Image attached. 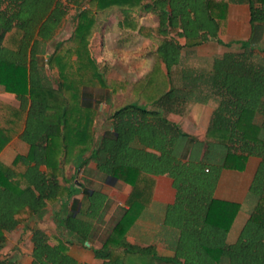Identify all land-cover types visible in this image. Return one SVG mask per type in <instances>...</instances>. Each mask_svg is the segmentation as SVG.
Returning <instances> with one entry per match:
<instances>
[{"label":"trees","instance_id":"16d2710c","mask_svg":"<svg viewBox=\"0 0 264 264\" xmlns=\"http://www.w3.org/2000/svg\"><path fill=\"white\" fill-rule=\"evenodd\" d=\"M231 3L250 6L251 39L241 42L242 51L218 56L211 71L182 69L175 81L173 69L184 50L223 44ZM116 12L122 15L119 28L129 35L154 38L155 28L142 27L141 20L152 16L157 22L155 62L135 83L112 76V61L122 60L124 51L112 49L108 65L94 52L95 34ZM73 13L70 39L51 51ZM263 27L264 0H0V86L19 102H0V152L16 136L29 145L10 165L0 161V252L20 224L73 197L66 167L91 161L131 187L122 218L93 249L102 264H264V214L229 243L241 204L215 197L222 172L243 171L250 157L260 159L250 194L264 195V51L256 48ZM129 87L132 100L113 110L111 128L96 143L98 112L86 103V89L116 94ZM209 101L215 107L204 141L169 119ZM157 176L171 178L176 190L164 218L174 231L173 258L128 241L152 204ZM106 199L88 193L54 237L35 229L30 264H89L70 254L72 241L61 233L87 243ZM0 264L24 263L6 258Z\"/></svg>","mask_w":264,"mask_h":264},{"label":"crops","instance_id":"0c3cea01","mask_svg":"<svg viewBox=\"0 0 264 264\" xmlns=\"http://www.w3.org/2000/svg\"><path fill=\"white\" fill-rule=\"evenodd\" d=\"M105 24H107V22ZM73 31L74 28L71 35ZM59 33L56 38L59 36ZM95 35H100L101 37L102 31L97 32ZM252 35L253 26L251 22L250 6L248 4L231 3L229 6L227 27L225 31L220 34V39L223 44L212 41L193 49L184 50L181 55V64L173 69L174 80L178 81L182 69H195L200 72L211 71L214 60L218 56L227 52L242 51L241 42L249 41ZM259 36L260 41L256 48L264 51V27L259 31ZM70 37L68 39H70ZM129 38H131V35L126 33L125 40H122L120 45L112 47L121 49L126 54L119 62L121 66L124 68L126 67L128 70L134 62L138 63L140 61L142 67L144 66L143 68H145L146 64L147 66L153 64L156 59L155 57H152L153 62H151L150 58L148 59L147 57L138 60L131 56V54H133L132 52H134L135 44L129 41ZM50 50L53 51L52 49ZM189 55H196V59L198 58L199 60H189ZM106 62L105 65H108V62ZM115 65L112 64L110 66L112 69L111 72L115 70ZM136 68L140 69L138 65ZM123 74L121 76H124V78L120 79L122 81L135 83L140 80L139 77H131L128 73L127 75ZM131 94V87H129L126 92L123 91L116 94L112 92L111 88L105 90L94 88L86 89V103L97 109L98 112L94 125L96 143H98L101 136L111 128L109 118L113 110L127 103L124 102L118 105L117 103H119L121 97H124V101L126 97L130 98ZM101 95H104V97H102L105 102L104 106L103 103H100L102 101L100 100ZM115 97H120V100L117 102L114 100ZM0 102L16 107L19 106V102L15 96L6 92L2 86H0ZM106 106L109 108L106 109ZM214 107L215 105L212 101L205 104H192L188 107L184 115L170 114L169 119L191 137L199 141H204L206 132L211 123ZM28 151L29 145L21 136H16L0 152V161L6 165H10L18 155H26ZM89 157L90 153L84 155L78 165L80 166V163L88 160ZM259 164V158L250 157L243 171L224 170L221 174L220 181L215 191V197L220 200L241 204V210L228 237L229 243H234L238 239L243 226L250 219H259L264 214V195L261 198L254 199L250 207L245 208L244 206L246 198L251 195L250 187ZM65 176L68 180L67 184H73V197L64 199L60 203L48 207L44 213L28 222L20 224L14 231L9 233L7 235L6 247L0 252V259H18L24 264H30L32 262V253L34 249L32 241L34 230L41 229L50 237H54V235L57 234V230L63 227L65 216H67L68 213L77 211L78 203H81L88 193L99 192L107 199L99 219L95 222L89 241L83 244L79 242L74 235H70L68 231L65 230L61 234L67 241H72L70 254L76 260L81 263L102 264L100 260L96 259L93 249L102 247L114 226L122 218L127 209L126 201L131 192V187L101 173L97 170L96 164L91 161L79 169H77L73 163L69 164L66 167ZM66 179L63 180L64 183ZM175 200L176 190L173 185V180L167 176H157L152 204L140 215L136 223L130 229L128 241L140 247L151 246L159 256L173 258L176 254L172 244L175 240V237L172 236L174 231L164 224V218L166 208L173 205ZM112 221H115V224L110 227L109 225L112 224ZM52 243L55 244L56 240L53 239Z\"/></svg>","mask_w":264,"mask_h":264},{"label":"rangeland","instance_id":"374dc122","mask_svg":"<svg viewBox=\"0 0 264 264\" xmlns=\"http://www.w3.org/2000/svg\"><path fill=\"white\" fill-rule=\"evenodd\" d=\"M73 15L74 13L67 19V21L65 22V26L63 28V30L59 33V36L57 38L54 39L53 42H51L50 44V49L53 50L54 45L57 42H68V38L71 35V32L74 28V20H73ZM122 19V15L120 12H116L113 15H111V17H109L107 24L103 23V26L101 27L102 29V37L96 36L94 42H93V47H94V52L98 58V60L100 61H106V59H110L111 57V53L110 51L112 49H116V48H112L115 46L120 45V43H122V40H125L126 38V32H124L122 29L119 28L118 23L119 20ZM141 25L142 27H150V28H155V32L156 35L154 38H146L143 36H140L138 34H132L131 38H129V41H131L133 44H135L134 46V52H132L133 54H131L132 57L137 58L138 60L140 58H145L147 57L148 59L150 58V61L153 62V58L152 57H156L155 56V50L157 48V45L159 44V41L161 39H159L160 37H158L157 35V22L155 20L154 17L152 16H144L143 19L141 20ZM109 50V51H108ZM194 59L193 61H198L199 59H196V55H189V60ZM196 59V60H195ZM113 65H115L114 67V71L112 72V76L113 77H117L118 79H123L124 76L122 77L121 75L124 73L131 77H139L141 78L142 76H144L148 70L152 67L153 64L147 66H145V68L142 67L141 62L139 61L134 62L131 64V67L127 70V68L121 66V64L119 63L120 60H115L112 61ZM138 65V68H136V66ZM128 71V72H127ZM127 72V73H126ZM122 73V74H121ZM123 74V75H124ZM104 94V93H103ZM127 96V95H126ZM132 96V94H131ZM104 95H101V99L102 100L100 103H103V106L105 105L104 102ZM124 98V97H123ZM123 98L121 97H115L114 100H116L117 102L119 101V103H117L118 105L123 104L124 102H129L132 100V97L128 98L126 97V100L123 101ZM128 98V99H127ZM108 100V99H107ZM109 107L106 106V109H108ZM257 199L254 195H250L248 196V198H246L245 200V208H248L252 205L253 200ZM116 219V217H115ZM116 221V220H115ZM115 221H112V224L109 225L110 227L112 225L115 224Z\"/></svg>","mask_w":264,"mask_h":264}]
</instances>
